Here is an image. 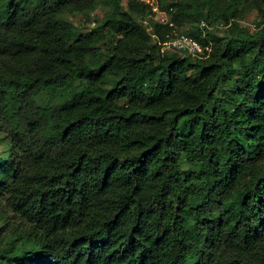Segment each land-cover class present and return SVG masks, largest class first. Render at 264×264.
<instances>
[{
    "label": "trees",
    "instance_id": "obj_1",
    "mask_svg": "<svg viewBox=\"0 0 264 264\" xmlns=\"http://www.w3.org/2000/svg\"><path fill=\"white\" fill-rule=\"evenodd\" d=\"M146 1L0 0V264H264V0Z\"/></svg>",
    "mask_w": 264,
    "mask_h": 264
},
{
    "label": "rangeland",
    "instance_id": "obj_2",
    "mask_svg": "<svg viewBox=\"0 0 264 264\" xmlns=\"http://www.w3.org/2000/svg\"><path fill=\"white\" fill-rule=\"evenodd\" d=\"M147 3H149L150 5H152V8L154 11H156L157 13V18L155 17V19H159L161 20L162 18H169V14L166 12H159L158 10V6H157V0H147ZM128 3V0H123V4L126 6ZM105 15V11L102 10L101 8H97V10H95L92 14L86 15V14H78L75 16L71 17L72 22L74 23V25L83 33H90L92 30H94L95 28H97L98 23L100 21V19ZM258 19V15L256 13V11H251L250 13H248L246 15V17L244 18V20L242 21V24L244 26H246L248 29L253 30L255 27V24L257 22ZM141 22H143L144 25H148L151 21L150 18H141L140 19ZM184 29V30H183ZM180 29L178 34L185 33V28ZM181 31V32H180ZM225 28L223 26H220L217 29V32L219 34H224ZM181 36V35H180ZM169 43L165 44V49H167L169 47ZM8 215L12 216L14 215L11 211H8ZM3 229V222L2 219L0 217V232Z\"/></svg>",
    "mask_w": 264,
    "mask_h": 264
},
{
    "label": "built area",
    "instance_id": "obj_3",
    "mask_svg": "<svg viewBox=\"0 0 264 264\" xmlns=\"http://www.w3.org/2000/svg\"><path fill=\"white\" fill-rule=\"evenodd\" d=\"M163 23H167V18H162L160 20ZM202 25H205L204 23ZM169 47H174L177 50L184 51L193 57H201L204 53L203 46L195 39L187 35H181L177 38L172 39L168 42Z\"/></svg>",
    "mask_w": 264,
    "mask_h": 264
}]
</instances>
